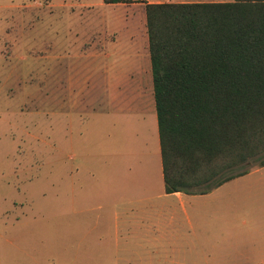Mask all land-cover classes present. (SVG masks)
Segmentation results:
<instances>
[{"label":"rangeland","instance_id":"1","mask_svg":"<svg viewBox=\"0 0 264 264\" xmlns=\"http://www.w3.org/2000/svg\"><path fill=\"white\" fill-rule=\"evenodd\" d=\"M82 45L128 75L72 82ZM148 61L144 0H0V264H264L260 157L159 226L127 210L163 192L126 169L158 154Z\"/></svg>","mask_w":264,"mask_h":264},{"label":"trees","instance_id":"2","mask_svg":"<svg viewBox=\"0 0 264 264\" xmlns=\"http://www.w3.org/2000/svg\"><path fill=\"white\" fill-rule=\"evenodd\" d=\"M145 23L164 191L263 166L264 0L145 3Z\"/></svg>","mask_w":264,"mask_h":264},{"label":"crops","instance_id":"3","mask_svg":"<svg viewBox=\"0 0 264 264\" xmlns=\"http://www.w3.org/2000/svg\"><path fill=\"white\" fill-rule=\"evenodd\" d=\"M207 1H217V0H144L145 3H154V2H207ZM95 50V49H94ZM92 48H88L86 45H82L77 49V52L75 54H72V82L81 83V82H88L91 80L92 77H94V70H98V74L100 75L101 80L106 83L108 82H119L124 76L128 75L126 74V70L128 68L125 67L123 61H120L119 59L114 58L113 61H104L108 60L110 54L108 53H99L97 50L94 51ZM117 52V51H116ZM118 55L116 53L115 57ZM139 54H135L134 57L138 56ZM113 56V55H112ZM111 56V57H112ZM113 58V57H112ZM149 58V54H148ZM80 60V61H79ZM79 61V63L77 62ZM113 63V64H112ZM112 66H115V70L111 73L109 70ZM148 67H150V61H148ZM147 68V64L145 66H142L140 64H135V66L132 67L133 73H135V76L141 77L142 72L145 71ZM131 69V68H130ZM151 73V70H150ZM95 79V78H94ZM78 96H84L86 97L88 95V92L84 93V90H80L78 92ZM152 109H147L142 106L139 107V110L141 112L150 113L152 111H155L154 106V99L152 104ZM85 107V105L83 106ZM116 111V110H114ZM118 111V110H117ZM111 112V111H110ZM156 115V113H155ZM157 120V119H156ZM158 131V128H157ZM156 153H154L153 160H148L150 162V166L146 164L143 168L138 170H132V168L129 166V164L126 166V169L133 174L138 173L141 171V174H151L152 171H160L162 175L163 180V173H162V162H161V154H160V144H159V136H158V154L155 156ZM247 173V172H246ZM236 178V177H234ZM233 179V178H231ZM229 179V180H231ZM227 180V181H229ZM225 181L224 183H226ZM222 183L221 185H223ZM219 185V186H221ZM217 186V187H219ZM216 188V187H215ZM208 193V192H207ZM143 194H148L147 197L144 199H140L139 202L133 203V205L126 207L127 210H135L141 213L142 220L140 222H143L144 219L149 220V222L153 225L159 226L160 222H162L164 216H167V212L171 208L170 204H173L174 199H177L178 202L184 203V197H188L190 195L194 194H187L181 191H176L172 193H166L164 191V182H163V192L159 193L156 197H153L151 193H148V191L144 190ZM206 194V193H204ZM158 199H161V202L158 201ZM184 205V204H183ZM156 240V237L152 238V240Z\"/></svg>","mask_w":264,"mask_h":264}]
</instances>
